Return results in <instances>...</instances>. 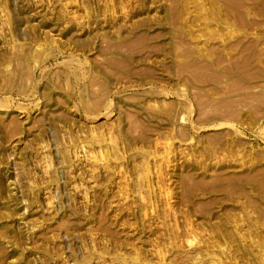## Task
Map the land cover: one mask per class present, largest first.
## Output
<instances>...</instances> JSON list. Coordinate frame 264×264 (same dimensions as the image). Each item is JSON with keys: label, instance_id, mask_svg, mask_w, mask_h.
<instances>
[{"label": "rangeland", "instance_id": "obj_1", "mask_svg": "<svg viewBox=\"0 0 264 264\" xmlns=\"http://www.w3.org/2000/svg\"><path fill=\"white\" fill-rule=\"evenodd\" d=\"M0 264H264V0H0Z\"/></svg>", "mask_w": 264, "mask_h": 264}]
</instances>
